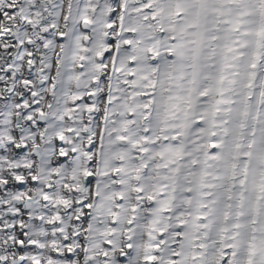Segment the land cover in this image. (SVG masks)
<instances>
[{"label":"snow or ice","instance_id":"snow-or-ice-1","mask_svg":"<svg viewBox=\"0 0 264 264\" xmlns=\"http://www.w3.org/2000/svg\"><path fill=\"white\" fill-rule=\"evenodd\" d=\"M0 264H264V0H0Z\"/></svg>","mask_w":264,"mask_h":264}]
</instances>
